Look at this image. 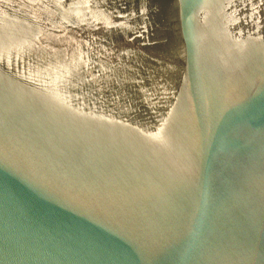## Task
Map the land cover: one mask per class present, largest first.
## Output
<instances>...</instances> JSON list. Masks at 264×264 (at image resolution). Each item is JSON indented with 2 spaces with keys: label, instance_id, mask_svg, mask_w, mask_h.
Segmentation results:
<instances>
[{
  "label": "water",
  "instance_id": "95a60500",
  "mask_svg": "<svg viewBox=\"0 0 264 264\" xmlns=\"http://www.w3.org/2000/svg\"><path fill=\"white\" fill-rule=\"evenodd\" d=\"M0 264H264V0H0Z\"/></svg>",
  "mask_w": 264,
  "mask_h": 264
}]
</instances>
